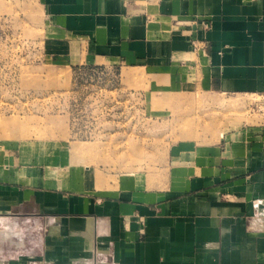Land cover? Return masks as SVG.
I'll return each instance as SVG.
<instances>
[{
  "label": "crops",
  "instance_id": "obj_1",
  "mask_svg": "<svg viewBox=\"0 0 264 264\" xmlns=\"http://www.w3.org/2000/svg\"><path fill=\"white\" fill-rule=\"evenodd\" d=\"M30 1L65 64L120 65L157 95L264 96V0ZM164 162L136 186L0 165V264H264V122Z\"/></svg>",
  "mask_w": 264,
  "mask_h": 264
},
{
  "label": "rangeland",
  "instance_id": "obj_2",
  "mask_svg": "<svg viewBox=\"0 0 264 264\" xmlns=\"http://www.w3.org/2000/svg\"><path fill=\"white\" fill-rule=\"evenodd\" d=\"M42 25L32 1L0 0V165L74 170V180L91 166L136 186L172 144L264 122L261 95H157L120 65L65 64L44 50Z\"/></svg>",
  "mask_w": 264,
  "mask_h": 264
},
{
  "label": "bare ground",
  "instance_id": "obj_3",
  "mask_svg": "<svg viewBox=\"0 0 264 264\" xmlns=\"http://www.w3.org/2000/svg\"><path fill=\"white\" fill-rule=\"evenodd\" d=\"M131 74V73H130ZM131 174H133V172L131 173ZM1 235V234H0Z\"/></svg>",
  "mask_w": 264,
  "mask_h": 264
}]
</instances>
